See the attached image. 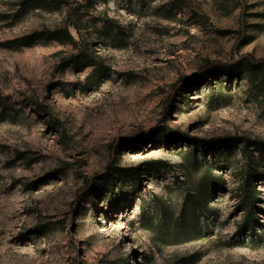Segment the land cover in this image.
<instances>
[{
    "label": "rangeland",
    "instance_id": "rangeland-1",
    "mask_svg": "<svg viewBox=\"0 0 264 264\" xmlns=\"http://www.w3.org/2000/svg\"><path fill=\"white\" fill-rule=\"evenodd\" d=\"M30 1L0 0V264H264V0Z\"/></svg>",
    "mask_w": 264,
    "mask_h": 264
},
{
    "label": "trees",
    "instance_id": "trees-1",
    "mask_svg": "<svg viewBox=\"0 0 264 264\" xmlns=\"http://www.w3.org/2000/svg\"><path fill=\"white\" fill-rule=\"evenodd\" d=\"M28 2H31V1L28 0ZM98 2L107 3L108 0H98ZM31 6L33 9L41 8L39 5V2H34ZM73 29L76 31L77 36L80 37V32H81L80 29L76 25L73 26ZM49 39L55 40L64 45H71V46H76L79 40L78 38L72 35L68 27L59 28L55 30L54 32H51L49 34ZM120 47L122 48L124 46L120 45ZM248 66H249V71L251 72V74L254 75L257 80H259V83L261 85H264V61L257 62V63L248 62ZM228 68L227 70H225L224 68L213 67L207 70L205 73H203L199 77L194 76L192 82L190 83V86L188 87V90L191 91L194 89V87L201 86L200 82L202 80H208L209 78H211L210 75H215L216 73H218V75L227 74L229 77H232V71H234L235 68L231 67L229 70ZM107 73H108V69L104 66L98 67L97 69H95L92 75L94 85L99 86L103 82L105 76H107ZM203 144H206V142H203ZM259 146L264 151V143H259ZM247 164L251 169L252 159H247ZM263 178H264V174L262 172L258 170H254L253 172H251L249 170L248 173L245 175L243 183L240 187L241 207L244 208V211L246 212V218H245L244 223L241 226V232H245L248 228H252L254 224L257 222V216H256L257 212L256 211L259 210L258 203L261 200L260 199L261 191L258 189V183ZM213 183L216 184L217 182L216 183L215 181L212 182V186L210 185L208 186V191L213 189L214 187ZM210 197H211V193L207 192V195H206L207 201H209ZM200 211L204 213V211H202L201 209H199V212Z\"/></svg>",
    "mask_w": 264,
    "mask_h": 264
}]
</instances>
